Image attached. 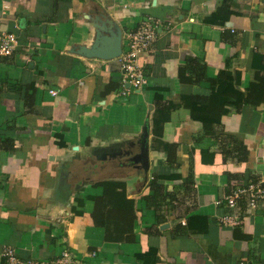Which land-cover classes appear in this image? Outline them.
Instances as JSON below:
<instances>
[{"label": "crops", "instance_id": "crops-1", "mask_svg": "<svg viewBox=\"0 0 264 264\" xmlns=\"http://www.w3.org/2000/svg\"><path fill=\"white\" fill-rule=\"evenodd\" d=\"M146 17L160 23L137 57L148 83L123 96L118 57L103 56ZM0 21L18 41L0 57V264L6 247L21 261L264 264V200L220 222L229 194L264 185V0H0Z\"/></svg>", "mask_w": 264, "mask_h": 264}, {"label": "built area", "instance_id": "built-area-1", "mask_svg": "<svg viewBox=\"0 0 264 264\" xmlns=\"http://www.w3.org/2000/svg\"><path fill=\"white\" fill-rule=\"evenodd\" d=\"M159 21L150 17L144 18L140 24L132 31L127 33V48L124 54L118 56L120 65V86L122 95H128L130 92H138L141 88L147 85L148 79L144 74L143 69L137 61L138 55L148 50L156 39L157 30L159 29ZM17 38L15 35L6 33L2 29L0 21V57L12 55L17 46ZM51 96L56 95V90H49ZM264 200V185L263 181H258L249 184L246 187L235 189L225 199V206L229 214H225L220 222L229 227H236L240 224L236 210L239 202H243L245 207L255 209L257 204ZM218 201L216 204H220ZM1 256L4 259V264H78L76 257L69 251L63 250L58 256L49 261H21L16 258L14 250L6 247ZM237 264H250L240 260Z\"/></svg>", "mask_w": 264, "mask_h": 264}, {"label": "trees", "instance_id": "trees-1", "mask_svg": "<svg viewBox=\"0 0 264 264\" xmlns=\"http://www.w3.org/2000/svg\"><path fill=\"white\" fill-rule=\"evenodd\" d=\"M240 153L242 154L241 156V161H243L245 159V155H246V150L245 148H240ZM152 181L150 186L151 189L153 190V195L151 197V199L149 197H146V202L148 204L149 207L154 208V210H158V208H161L165 205V199L166 197H163L160 193V191L162 190V187L160 185H156V182ZM102 186L104 187V189H118L120 192L118 193V195L122 196L125 194V189H124V184L121 182H103L101 183ZM159 191V192H158ZM116 192V191H113ZM116 194V193H115ZM130 202V201H128Z\"/></svg>", "mask_w": 264, "mask_h": 264}, {"label": "water", "instance_id": "water-1", "mask_svg": "<svg viewBox=\"0 0 264 264\" xmlns=\"http://www.w3.org/2000/svg\"><path fill=\"white\" fill-rule=\"evenodd\" d=\"M98 33V32H97ZM98 35V34H97ZM102 38V40H107L104 36L103 37H99V35L96 37V40L95 41H99L100 39ZM79 55H82V56H84V57H91V56H93V55H96L97 54V50H96V47H94V48H92V49H81L80 51H79ZM120 55V51H116L115 50V52H113V53H111L110 55H107V56H103V57H108V58H110V57H118ZM144 166H145V163H144Z\"/></svg>", "mask_w": 264, "mask_h": 264}]
</instances>
